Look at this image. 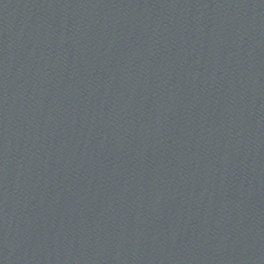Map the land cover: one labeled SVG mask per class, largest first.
Returning a JSON list of instances; mask_svg holds the SVG:
<instances>
[{
    "label": "water",
    "instance_id": "water-1",
    "mask_svg": "<svg viewBox=\"0 0 264 264\" xmlns=\"http://www.w3.org/2000/svg\"><path fill=\"white\" fill-rule=\"evenodd\" d=\"M0 264H264V0H0Z\"/></svg>",
    "mask_w": 264,
    "mask_h": 264
}]
</instances>
